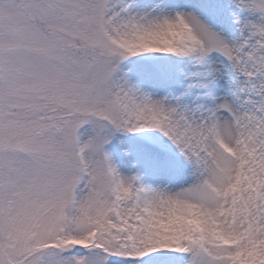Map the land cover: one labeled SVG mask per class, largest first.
<instances>
[{
	"label": "snow or ice",
	"instance_id": "obj_1",
	"mask_svg": "<svg viewBox=\"0 0 264 264\" xmlns=\"http://www.w3.org/2000/svg\"><path fill=\"white\" fill-rule=\"evenodd\" d=\"M0 264H264V0H0Z\"/></svg>",
	"mask_w": 264,
	"mask_h": 264
}]
</instances>
